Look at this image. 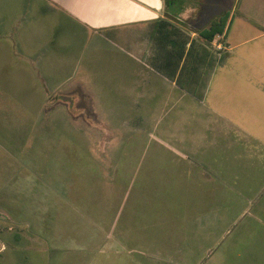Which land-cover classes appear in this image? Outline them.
Segmentation results:
<instances>
[{
	"label": "rangeland",
	"instance_id": "obj_1",
	"mask_svg": "<svg viewBox=\"0 0 264 264\" xmlns=\"http://www.w3.org/2000/svg\"><path fill=\"white\" fill-rule=\"evenodd\" d=\"M220 3L227 43L183 41L178 59L103 41L57 80L73 107L31 109L37 130L0 140V264H264V166L236 132L210 130L219 58L188 69L194 50L259 44L249 21L264 20V0Z\"/></svg>",
	"mask_w": 264,
	"mask_h": 264
},
{
	"label": "crops",
	"instance_id": "obj_2",
	"mask_svg": "<svg viewBox=\"0 0 264 264\" xmlns=\"http://www.w3.org/2000/svg\"><path fill=\"white\" fill-rule=\"evenodd\" d=\"M220 2L0 0V140L12 142L36 131L31 109L35 117L42 118L48 114V106L73 107L74 97L70 96L73 104L63 101V97L69 96L61 100L55 97L63 84L57 80L71 74L72 68L75 73V62L86 59L87 53L93 57L92 53L101 52L103 41L120 45L122 53L130 56L134 42L146 46L155 42L159 56L168 50L170 57L179 59L183 41L187 45L194 42L192 49L198 38L205 42L200 36L202 31L224 19V32L215 41L221 38L227 43L231 39L230 14ZM249 22L264 29L262 19ZM252 39L260 43L237 53L230 50L223 54V50L204 55L194 50L188 57V69L201 71L208 60L212 63L219 58L217 64L221 68L216 69L218 65L214 64L209 73L207 106L212 114L210 121L221 125H212L210 130L222 129V138L230 130L236 132L241 140L238 150L240 146L243 150H257L254 163L260 169L264 166V31ZM241 44L237 42L238 47ZM198 60L203 64L199 65ZM90 68L86 63L87 72L96 74ZM172 151L186 160V153Z\"/></svg>",
	"mask_w": 264,
	"mask_h": 264
},
{
	"label": "trees",
	"instance_id": "obj_3",
	"mask_svg": "<svg viewBox=\"0 0 264 264\" xmlns=\"http://www.w3.org/2000/svg\"><path fill=\"white\" fill-rule=\"evenodd\" d=\"M225 20L221 19L218 22L213 23L207 30L200 33L201 38L206 43H213L217 36H221L225 28Z\"/></svg>",
	"mask_w": 264,
	"mask_h": 264
},
{
	"label": "water",
	"instance_id": "obj_4",
	"mask_svg": "<svg viewBox=\"0 0 264 264\" xmlns=\"http://www.w3.org/2000/svg\"><path fill=\"white\" fill-rule=\"evenodd\" d=\"M63 101L70 102V104H73V99L70 97H63Z\"/></svg>",
	"mask_w": 264,
	"mask_h": 264
},
{
	"label": "built area",
	"instance_id": "obj_5",
	"mask_svg": "<svg viewBox=\"0 0 264 264\" xmlns=\"http://www.w3.org/2000/svg\"><path fill=\"white\" fill-rule=\"evenodd\" d=\"M221 44H222V43H221ZM219 47H220V49H222V45H220Z\"/></svg>",
	"mask_w": 264,
	"mask_h": 264
}]
</instances>
